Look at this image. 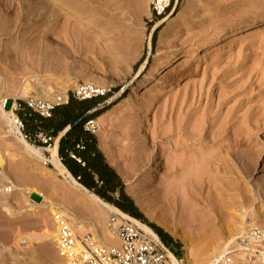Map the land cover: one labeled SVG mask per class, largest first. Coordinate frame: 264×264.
Instances as JSON below:
<instances>
[{"label":"rangeland","instance_id":"374dc122","mask_svg":"<svg viewBox=\"0 0 264 264\" xmlns=\"http://www.w3.org/2000/svg\"><path fill=\"white\" fill-rule=\"evenodd\" d=\"M150 3L19 0V23L24 16L29 20L21 25L7 23L6 27H12L11 34L1 37L0 52L16 48L17 63L15 67L3 66L0 98H7L8 110L16 103L13 111L18 117L19 103L30 100L12 96L28 75L45 74L41 79L47 81L44 85L66 91L67 98L60 102L44 94L37 97V101L53 106L63 105L70 98L80 100L74 94L75 88L62 82L63 76L102 87L105 94L93 98L102 101L98 108L103 110L99 119L93 116L98 121L91 129L106 159L122 177L125 192L134 199L156 161L160 175L155 183L157 191L151 196L160 209L172 213V226L195 238L194 245L201 237L211 238V246L202 252L203 256L221 248L224 254L230 246L232 226L242 224L240 212H247L244 229L233 236L248 233L260 220L264 224V22L226 37L219 49L201 53L187 71L180 72L179 63L168 79L155 80L143 90L132 89L150 73L159 56L192 50L212 40L219 30L263 15L264 0H172L164 16L174 9L175 14L160 25L157 23L164 16L156 18ZM11 4L8 14L14 17L16 11L12 8L17 4ZM34 23L41 25L43 32L32 35ZM52 23L72 35L70 50L81 65L63 67L51 54H30L34 41L42 43L43 27H52ZM144 62L146 67L141 70ZM130 95L132 101H122ZM4 117L0 110V264H62L57 248L41 237L54 229L49 203H41V196L31 194V190L47 196L56 194L54 204L72 208L78 220L88 226L80 229L95 232L96 236L102 234L104 220L93 218L74 203L82 197L56 175L50 162L44 163L25 150L8 131ZM60 135L48 142L43 135L26 140L49 157V148ZM167 185L172 192L165 196ZM66 191L71 199L64 198ZM184 204L193 211H181ZM25 236L40 238L30 240L28 246L20 245ZM171 236L179 242L171 246L182 264H200L190 261L182 241Z\"/></svg>","mask_w":264,"mask_h":264},{"label":"bare ground","instance_id":"6f19581e","mask_svg":"<svg viewBox=\"0 0 264 264\" xmlns=\"http://www.w3.org/2000/svg\"><path fill=\"white\" fill-rule=\"evenodd\" d=\"M0 0V42L3 40L1 38L2 36H5L7 34H11L12 27H6V24L9 22H13V24L17 25L19 23V0ZM21 1V0H20ZM32 0H30L31 2ZM34 1V0H33ZM185 1V0H184ZM12 2H15L17 6L13 7L12 10H15L16 13L13 16H10L8 14V10L10 9V5ZM35 3V2H34ZM30 4V3H29ZM12 5V4H11ZM33 5V4H32ZM30 7V6H28ZM32 7V6H31ZM61 7V5H60ZM23 8V7H22ZM175 9L170 13L165 15L158 23L157 25H160L162 22H169L172 15L175 14ZM30 13V12H29ZM52 14V13H51ZM31 15V14H30ZM49 15V14H48ZM24 16V15H23ZM46 17V16H45ZM47 18V17H46ZM53 18V17H52ZM29 20L28 17H22L20 19L21 24H25ZM264 22V14L260 16H256L250 20H245L241 21L235 24H232L229 28L219 30L215 37L210 40L209 42H206L205 44L199 45L194 47L192 50L188 49H181L179 51L174 52L173 54L167 55V56H159L157 58V63L156 65L152 68L150 73L143 78H141L137 83H135L133 86V91L135 90H143L149 83L154 82L155 80H166L169 78V76L172 74L173 70L176 68V66L181 63L182 65L180 67L181 70L180 72H185L187 69L193 64V62L201 55V53L205 52H213L216 49H219L223 45V41L226 37L233 35L236 33V31L243 29L244 27H250L254 25L255 23H260ZM48 23V22H47ZM56 23V22H55ZM63 24V23H62ZM53 25V23H52ZM41 25L39 26L37 23H34L31 25V34H35L37 31H40ZM44 28V35L42 36L43 40L41 41V45L36 41L31 44V51L30 54L32 56H36L39 54L43 55H50L54 56L56 60L57 65H62L63 67H66L67 64H80L81 65V60L75 56L71 50H70V45L69 42L72 40V35L70 36L67 29L64 27H59L58 24H54L52 27H48L47 29ZM42 31V30H41ZM43 32V31H42ZM41 32V33H42ZM54 36V38L52 37ZM40 37V36H39ZM78 42V41H77ZM164 42V31L161 32L160 36V43L162 44ZM72 43V42H71ZM81 44V43H80ZM2 44L0 43V47ZM114 46V45H113ZM27 48V47H26ZM112 49V48H111ZM26 51V50H25ZM24 51V52H25ZM118 51V49H117ZM16 48L14 49H9L7 52H0V74L1 72L5 69L3 66H12L15 67L17 60L15 59V54H16ZM29 53V52H28ZM34 60V59H33ZM33 63V62H32ZM83 64V63H82ZM36 67V66H35ZM146 67V62L143 63L141 70H144ZM35 70V68L33 69ZM24 74H27L25 70L22 71ZM3 73V72H2ZM164 73V75L161 77V74ZM49 75V74H48ZM47 75H28L20 85H17L15 93L12 96L13 98H21V99H28L30 101H34L37 105L40 103H45V105H51L49 102H40L37 101V97H39L41 94L46 95V98L52 99V101L55 102H60L63 99H66L67 96L65 94L66 91L64 90H56L53 85L57 84L59 82H56L55 84H52L53 88L48 84L44 85V82H47L44 80H41L43 77ZM62 76H60L61 78ZM56 81V80H55ZM62 82L67 83L68 85H72L75 89H77L80 85V81L77 77H70V76H63L62 77ZM61 82V83H62ZM91 87L96 88L100 92H105L104 89L102 90L98 86H95L92 84L90 81H85L83 82ZM14 88V87H13ZM55 89V90H53ZM59 89V88H58ZM35 91V92H34ZM145 92L140 94L141 96L144 95ZM133 95L130 96H125L122 101L125 103H128L132 101ZM7 103V98L2 97L0 98V110L3 113L4 120L7 123V126L9 127V132L14 136L16 140H19L22 142L23 147L25 148L26 151L29 152L34 158L39 159L43 161L44 163L50 162L53 170L55 171L56 175L62 177L64 181H66L70 186L73 191H75L76 194L82 197V199H74L75 204L78 203V205L82 206L90 214L98 219L104 220V226H103V231L100 236H96V233L93 232L94 238L101 240L103 243H108V242H113L114 237L111 235V233L108 231L106 223L107 219L110 215L111 212H117V213H125L115 205L107 202L103 198H101L99 195L95 194L88 188H86L83 184H81L77 179L74 178V176L71 174V172L68 170V168L65 166V164L62 162L59 153H58V148H59V137L55 140V143L51 148H49L50 151V156L46 157L44 154L41 152V150L37 147L32 146L25 138L21 130L17 126V116L15 115L13 109H7L5 104ZM16 105V103L14 104ZM101 117V116H100ZM98 117L97 119H99ZM95 119L93 120V123L95 124L98 120ZM145 127V126H144ZM138 159H141V156L138 157ZM3 163V158L0 154V164ZM160 175V167L156 161L154 162V165L148 172H146V175L144 176L143 181L140 183V188L138 189V192L134 194V199L137 203V205L142 209L143 213L150 218L152 221H154L156 224L164 228L168 233L171 235L177 237L179 240L182 241L186 248V255L190 261H193L195 263H200V264H216V262L223 257L226 253L229 252V250L233 247L236 246L237 239L241 237L244 233L238 235V236H233V234H237L239 232H242L244 229L243 223L245 222L246 219V213L247 212H240L239 215V220L240 223L242 224L238 226H232L231 231H230V239H229V244L230 246L228 249L225 251L223 254L224 250L218 249L216 252L212 251L209 252L206 256H203L202 252L211 246L212 239L209 237H201L198 239L196 244L194 245L195 238H192L189 233L184 232V231H179L177 228H174L172 224L170 223V219L172 218V213L169 210H162L159 207V204L155 202V198L151 196L155 191H157L155 183L158 180V177ZM171 187L170 185H167L166 190H165V196H168L169 193H171ZM32 193H37L41 196L42 200L40 201L41 203H49V214L52 216L51 219V226L54 228L51 232H46L44 236H41L43 239H47L51 241L52 245L56 247L55 243V235H56V223L53 219L54 214L58 213H63L65 214L71 222H74L79 226V228H84L88 227L86 226V223L84 221H79L78 217L75 213V211L70 208H62L60 206H56L54 204V201H52V198L56 196H47L41 191H38L37 189L31 190ZM64 198H69L67 195V191L64 192ZM77 196V195H75ZM74 196V197H75ZM57 197V196H56ZM55 197V198H56ZM78 197V196H77ZM71 199V198H69ZM63 202H65L62 199ZM37 202V201H36ZM37 202V203H40ZM84 209V210H85ZM181 211L186 212V211H193V208L189 206L187 207L186 204L182 205L180 208ZM127 214V213H125ZM129 215V214H127ZM132 220L137 223L143 230L146 232L154 235L155 237H159V235L150 227L147 223L142 222L138 218H135L131 215H129ZM170 218V219H169ZM53 220V221H52ZM97 220V219H96ZM179 223L181 222V219L178 220ZM263 221L260 220L257 223H253L252 226L255 227V229L260 228L264 224L262 223ZM92 231V228H90ZM95 231V230H94ZM40 238V236H25L23 237L19 244L22 242V240H31L32 242H36L37 239ZM255 242H259L255 240ZM21 245V244H20ZM23 245V244H22ZM225 247V246H224ZM207 250V249H206ZM205 250V251H206ZM170 256L172 258L173 264H182L181 261L178 260L176 255L170 251ZM203 256V257H201ZM62 264H64V261L62 259ZM249 264H264V251L259 255L258 259L254 263H249Z\"/></svg>","mask_w":264,"mask_h":264},{"label":"built area","instance_id":"2783aa9c","mask_svg":"<svg viewBox=\"0 0 264 264\" xmlns=\"http://www.w3.org/2000/svg\"><path fill=\"white\" fill-rule=\"evenodd\" d=\"M171 5L172 0H151L150 8L154 16L159 18L168 12ZM74 94L78 99L85 100L105 93L81 82L79 87L74 89ZM26 104L44 117L51 116L54 107L45 103L37 105L34 101H26ZM16 123L25 139L28 138L23 132L24 124L19 117ZM91 127L94 128L93 120L85 124V129L93 132ZM43 138L45 142L52 139L44 135ZM75 159L80 162L79 158L75 157ZM53 219L56 223V248L64 264H173L169 254L170 251L175 254L173 249L165 244L160 236L155 237L143 230L125 213H110L106 226L114 241L108 243H103L94 238L93 233L80 229L63 213L54 214ZM29 242L30 240H22L20 244L28 246ZM262 251H264V229L254 228L239 237L236 246L216 264L254 263Z\"/></svg>","mask_w":264,"mask_h":264},{"label":"trees","instance_id":"16d2710c","mask_svg":"<svg viewBox=\"0 0 264 264\" xmlns=\"http://www.w3.org/2000/svg\"><path fill=\"white\" fill-rule=\"evenodd\" d=\"M156 32L157 30L155 34ZM100 103L102 101H98L97 98L85 100L70 98L67 103L54 106L49 117L34 113L26 103H19L18 117L24 124L23 132L28 138L36 139L39 138V134H42L53 139L68 128L60 137L58 153L71 174L86 188L107 202L147 223L165 244L169 246L174 242L179 244L163 228L150 223L139 211L134 200L126 194L120 176L107 163L103 153L98 149L97 137L90 130L85 129L88 121L101 115L103 109L98 108ZM95 115L96 117H93ZM35 121L38 123L34 124ZM73 156L79 158L80 162ZM116 192H119L118 198L112 195Z\"/></svg>","mask_w":264,"mask_h":264},{"label":"crops","instance_id":"0c3cea01","mask_svg":"<svg viewBox=\"0 0 264 264\" xmlns=\"http://www.w3.org/2000/svg\"><path fill=\"white\" fill-rule=\"evenodd\" d=\"M98 117H100V116H98ZM68 130V128H66L62 133H61V135L60 136H63L64 135V133H65V131H67ZM60 136H59V138H60ZM97 140H98V138H97ZM98 149L103 153V155H104V157L106 158V156H105V153L103 152V150L101 149V147H100V145H99V142H98ZM106 161H107V163L111 166V167H113L115 170H116V168L113 166V165H111L110 163H109V161L106 159ZM116 172H117V174L120 176V174L118 173V171L116 170ZM73 175V174H72ZM75 178V177H74ZM97 178V177H96ZM120 178H121V180H122V177L120 176ZM76 179V178H75ZM123 181V180H122ZM123 183H124V181H123ZM125 190V189H124ZM33 194H35V195H37L38 197L40 196L39 194H37V193H33ZM127 194V193H126ZM114 197H116V198H118L119 197V192H116V193H114V194H112ZM128 195V194H127ZM129 196V195H128ZM131 197V196H130ZM132 198V197H131ZM133 199V198H132ZM134 200V199H133ZM35 201V200H34ZM135 205H136V203H135ZM137 206V205H136ZM138 207V206H137ZM138 209H139V207H138ZM139 211L141 212V210L139 209ZM142 213V212H141ZM128 214V213H127ZM143 215H144V213H142ZM145 216V215H144ZM146 218V217H145ZM158 226V225H157ZM162 228V227H161ZM164 230V229H163ZM166 232V231H165ZM169 234V233H168ZM170 247L172 248V246L170 245Z\"/></svg>","mask_w":264,"mask_h":264}]
</instances>
